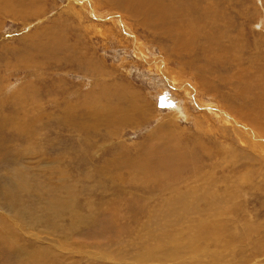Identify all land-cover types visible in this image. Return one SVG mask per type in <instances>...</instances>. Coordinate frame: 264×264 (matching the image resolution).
I'll use <instances>...</instances> for the list:
<instances>
[{
  "label": "rangeland",
  "instance_id": "obj_1",
  "mask_svg": "<svg viewBox=\"0 0 264 264\" xmlns=\"http://www.w3.org/2000/svg\"><path fill=\"white\" fill-rule=\"evenodd\" d=\"M263 110L264 0H0V264H264Z\"/></svg>",
  "mask_w": 264,
  "mask_h": 264
},
{
  "label": "bare ground",
  "instance_id": "obj_2",
  "mask_svg": "<svg viewBox=\"0 0 264 264\" xmlns=\"http://www.w3.org/2000/svg\"><path fill=\"white\" fill-rule=\"evenodd\" d=\"M136 1H138V2H141V0H136ZM156 3H157V1H156ZM147 6V5H146ZM148 8H150V7H148ZM152 8V7H151ZM161 8H162V6H161ZM170 9V8H169ZM161 10V9H160ZM171 10V9H170ZM165 11V10H164ZM156 12L158 13L159 11L158 10H156ZM176 12V11H175ZM174 12V13H175ZM161 13L163 14V15H165V13H163L162 12V10H161ZM169 13L171 14V13H173L172 11L170 12L169 11ZM161 14V15H162ZM166 14H167V12H166ZM169 14V15H170ZM175 14H177V13H175ZM172 15V14H171ZM174 15V14H173ZM172 15V16H173ZM156 16H159V14H157ZM168 16V15H167ZM167 16H161V18L163 17L164 18V20H165V17L167 18ZM162 18V19H163ZM169 18H171V17H169ZM166 22V21H165ZM168 22V21H167ZM171 23V22H170ZM173 24V23H172ZM181 26V25H180ZM177 27V26H176ZM170 28V27H169ZM132 93V92H131ZM134 95V94H133ZM264 111V110H263ZM120 112V111H119ZM125 113V112H124ZM227 116V115H226ZM264 116V115H263ZM228 119V118H227ZM225 122V121H224ZM234 124V123H233ZM235 124H236V122H235ZM239 126V125H238ZM236 127V126H235ZM237 128V127H236ZM251 130V129H250ZM253 132V131H252ZM239 133H241V132H239ZM242 134H244L243 132H242ZM252 135H254L255 136V139H257L258 141H259V143H258V145H259V147L261 148V150H262V152L264 151V138L263 137H261V136H259V135H257V134H255L254 132L252 133ZM243 137V136H242ZM247 137V136H246ZM238 139V138H237ZM239 140H242V139H239ZM248 141V140H247ZM240 142V141H239ZM242 144H244V143H242ZM245 145V144H244ZM250 146H251V143H250ZM249 147V146H248ZM257 147V146H256ZM150 153V152H149ZM264 153V152H263ZM151 154V153H150ZM262 155V154H261ZM263 156H264V154H263ZM144 160H145V158H144ZM158 160H160V158H158ZM157 160V161H158ZM139 162V161H138ZM159 162V161H158ZM160 162H161V164L164 166V167H166V164H165V161L164 160H160ZM159 162V163H160ZM148 163H150V161L148 162ZM157 163V162H156ZM137 165H139V166H141V164H138L137 163ZM150 166V165H149ZM150 167H153V165L152 166H150ZM194 197V196H193ZM192 197V198H193ZM193 205V204H192ZM213 206V205H212ZM211 206V208H214V207H212ZM193 207V206H192ZM36 221H39L38 219L36 220ZM200 238V237H199Z\"/></svg>",
  "mask_w": 264,
  "mask_h": 264
}]
</instances>
